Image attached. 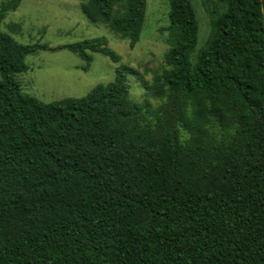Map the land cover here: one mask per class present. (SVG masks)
Segmentation results:
<instances>
[{
  "label": "trees",
  "instance_id": "obj_1",
  "mask_svg": "<svg viewBox=\"0 0 264 264\" xmlns=\"http://www.w3.org/2000/svg\"><path fill=\"white\" fill-rule=\"evenodd\" d=\"M164 1L168 69L150 111L119 68L80 98L24 94L14 76L49 48L0 30V264H264V4L217 0L192 61L193 8ZM19 2L0 3V23ZM81 11L132 48L146 0ZM58 48L84 71L93 53L118 61L105 37Z\"/></svg>",
  "mask_w": 264,
  "mask_h": 264
},
{
  "label": "rangeland",
  "instance_id": "obj_2",
  "mask_svg": "<svg viewBox=\"0 0 264 264\" xmlns=\"http://www.w3.org/2000/svg\"><path fill=\"white\" fill-rule=\"evenodd\" d=\"M86 1L20 0L17 8L6 14L0 23L2 32L20 44H41L49 48L25 57L27 69L14 76L21 91L43 103L80 98L96 85L112 81L119 68L126 76L130 99L145 111L155 109L159 100L150 97L147 88L168 69L164 60L168 49L165 41L168 3L146 0L140 38L131 48L127 39L105 24L87 20L81 11V5ZM188 1L198 24L197 42L191 53L193 61L208 40L211 19L220 14L223 5L217 0ZM261 3L264 4V0ZM13 25L16 28L11 30ZM96 37L106 38L108 47L118 56L117 62L93 53L92 62L84 71V62L77 55L58 48Z\"/></svg>",
  "mask_w": 264,
  "mask_h": 264
}]
</instances>
